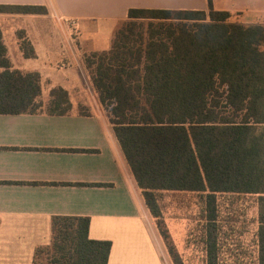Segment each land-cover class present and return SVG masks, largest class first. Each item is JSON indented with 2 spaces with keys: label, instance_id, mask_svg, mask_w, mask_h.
Segmentation results:
<instances>
[{
  "label": "trees",
  "instance_id": "trees-1",
  "mask_svg": "<svg viewBox=\"0 0 264 264\" xmlns=\"http://www.w3.org/2000/svg\"><path fill=\"white\" fill-rule=\"evenodd\" d=\"M208 2V11L130 8L111 47L86 54L85 64L151 215L162 217L156 191L204 195L211 261L218 197L258 196L264 264V25L231 21ZM0 12L47 9L0 4ZM71 106L61 86L44 106L40 73L12 67L0 28V113ZM89 225L88 216H54L51 241L31 264H108L112 243L90 238Z\"/></svg>",
  "mask_w": 264,
  "mask_h": 264
},
{
  "label": "crops",
  "instance_id": "crops-1",
  "mask_svg": "<svg viewBox=\"0 0 264 264\" xmlns=\"http://www.w3.org/2000/svg\"><path fill=\"white\" fill-rule=\"evenodd\" d=\"M46 13L0 12L13 68L38 71L42 98L61 86L66 114L0 113V264H31L57 215L88 216L112 243L108 264H167L154 221L99 100L85 55L107 50L132 7L201 9L208 0H0ZM230 20L264 25V0H212ZM77 19L71 34L65 19ZM25 42L33 55H26Z\"/></svg>",
  "mask_w": 264,
  "mask_h": 264
},
{
  "label": "rangeland",
  "instance_id": "rangeland-1",
  "mask_svg": "<svg viewBox=\"0 0 264 264\" xmlns=\"http://www.w3.org/2000/svg\"><path fill=\"white\" fill-rule=\"evenodd\" d=\"M44 106L47 100L43 99ZM162 217L151 215L167 264H262L260 226L262 201L247 194L236 199L220 195L217 204V244L209 261L204 195L190 191H156ZM178 262V261H177Z\"/></svg>",
  "mask_w": 264,
  "mask_h": 264
},
{
  "label": "built area",
  "instance_id": "built-area-1",
  "mask_svg": "<svg viewBox=\"0 0 264 264\" xmlns=\"http://www.w3.org/2000/svg\"><path fill=\"white\" fill-rule=\"evenodd\" d=\"M65 20L67 21V24L70 27L71 34L77 36L79 34L77 19L67 18Z\"/></svg>",
  "mask_w": 264,
  "mask_h": 264
}]
</instances>
